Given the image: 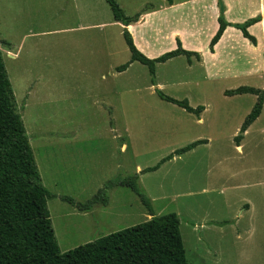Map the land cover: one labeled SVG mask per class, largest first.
I'll return each mask as SVG.
<instances>
[{
  "label": "rangeland",
  "instance_id": "374dc122",
  "mask_svg": "<svg viewBox=\"0 0 264 264\" xmlns=\"http://www.w3.org/2000/svg\"><path fill=\"white\" fill-rule=\"evenodd\" d=\"M114 1L127 17L166 5ZM241 1L230 15L236 24L258 5ZM172 2L178 10L171 28L157 19L148 37L135 26L133 41L149 59L179 42L199 60L180 56L157 64L152 78L137 62L117 71L130 53L104 0H0V53L42 184L54 196L46 205L56 244L64 254L149 221L123 187L88 213L59 199L86 203L108 182L137 175L152 214L177 215L187 264H264V111L239 152L235 138L256 97L225 95L241 87L264 91V65L236 42L247 43L233 28L210 53L217 2ZM252 32L260 37V28ZM18 48L16 62L5 57ZM240 54L253 55L260 68L250 71ZM158 91L204 110L189 114ZM196 142L202 144L174 154Z\"/></svg>",
  "mask_w": 264,
  "mask_h": 264
},
{
  "label": "trees",
  "instance_id": "16d2710c",
  "mask_svg": "<svg viewBox=\"0 0 264 264\" xmlns=\"http://www.w3.org/2000/svg\"><path fill=\"white\" fill-rule=\"evenodd\" d=\"M104 1L109 6L114 22L124 27L122 36L130 53V61L119 67L118 72L125 71L130 64L137 62L146 66L153 78L157 64L180 56L185 57L189 63L193 57L199 60L198 53L182 49L179 42L175 50L155 59L147 58L136 48L125 29L137 23L139 15L127 17L114 0ZM166 3L172 5V0H166ZM218 8V29L209 42L210 53H213V48L227 28L239 31L243 39L256 46V40L248 33V29L264 18L256 17L242 24H230L224 18L225 8L220 1ZM2 44L5 45L4 42ZM245 94L254 95L256 102L235 138L236 147L240 146L243 135L264 107L263 90L241 87L225 93L229 97ZM157 96L189 114L199 115L204 110L203 107L193 109L186 100L171 99L160 91ZM200 144L202 142H196L174 154H184ZM171 158L164 159L161 164ZM157 169L158 166L144 172ZM118 187L127 188L137 196L151 219L61 254L46 205L47 200L54 196L42 184L22 117L16 112L13 92L0 53V264H187L177 215L173 213L155 217L151 202L139 189L137 175L108 182L86 203H78L68 197L59 199L80 213H88L94 208L107 206L108 194Z\"/></svg>",
  "mask_w": 264,
  "mask_h": 264
},
{
  "label": "crops",
  "instance_id": "0c3cea01",
  "mask_svg": "<svg viewBox=\"0 0 264 264\" xmlns=\"http://www.w3.org/2000/svg\"><path fill=\"white\" fill-rule=\"evenodd\" d=\"M206 1H208V2L215 1L217 3H218V1H220L223 4L224 8H225V12H224V18H225V20L228 23H230V24H236L234 20H231L230 15H232L234 13L233 6H237L240 9V7L242 5V1L241 0H238V1H236V0H206ZM249 6L251 8L253 7V6H251L250 0H249L248 7ZM161 8L162 9H159V8L156 9V8L153 7L150 10H145L142 14H140L137 23H132L128 27H125V29L129 32V34L131 35V37L133 36L132 30L134 29L135 26H141V31L142 32L145 31V34L148 36L149 35V31L151 29H154L155 28V24L157 22V19L159 20L158 21V25L160 23H163V25L165 24L167 26V28L168 27L171 28L172 25H173V21L175 20L174 17H175V15L177 13V10H178L177 9V5H176V2H172V5H168L166 3V5H162ZM168 12H173V14L167 16L166 13H168ZM215 13H216V16H215V20L213 22V24H214L213 25L214 34L216 33V31L218 29L217 18L219 16V8L217 9V4H216V11H215ZM256 16L257 17L264 18V5H263L262 0H258V5L255 6V10L250 11V13L247 14V18H249L248 20L253 19V18H256ZM248 20H246V21H248ZM146 23H149V24H146ZM121 27H122V30H123L124 27L123 26H121ZM255 28H260V30H261L260 37L257 38V36L254 35L256 37V44H257L255 47L252 46L247 40H246L247 43H244L243 41H241L240 38L237 39L236 42L237 43L239 42V45L243 46V48H245L248 53H251L253 55L254 54H257L258 59L260 57L261 60H262L263 65H264V20H262L260 23H258L256 25L252 26L251 28H249L248 29V31H249L248 33L253 34L252 31ZM227 29H230V28H227ZM170 31L171 32L169 34H171L172 36H174V42H175V39L177 38V33L176 32H172V30H170ZM226 33H227V30L224 32L223 36L221 37V39L219 40V42L215 46L216 48L219 47V45H220L221 41L223 40L224 35ZM240 35L241 34L239 33V36ZM132 40H133V38H132ZM243 40H245V39H243ZM134 41H133V43L136 46V48L144 56H146L148 58H151V55L147 52V49H145V51H142L141 49L138 48L139 46H138L136 40H134ZM18 52H19V48L14 53L7 51L5 57L8 58V59H11L12 62H16V60H17L16 57L18 56ZM1 55H3V53H1ZM240 55H241V58H242L241 60L246 62L245 66L248 67L250 71H252V69L258 70L260 68V67H258L256 65V63H258V59L257 60H254L253 55L252 56H248V57L247 56L243 57L242 54H240ZM254 65H256L257 67L254 66ZM260 70L264 71V67H261ZM263 111H264V107H263ZM237 150L240 152L241 151V146L237 147Z\"/></svg>",
  "mask_w": 264,
  "mask_h": 264
}]
</instances>
